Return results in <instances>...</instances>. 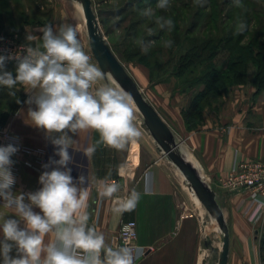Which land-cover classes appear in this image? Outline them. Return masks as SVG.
Instances as JSON below:
<instances>
[{"label": "crops", "instance_id": "1", "mask_svg": "<svg viewBox=\"0 0 264 264\" xmlns=\"http://www.w3.org/2000/svg\"><path fill=\"white\" fill-rule=\"evenodd\" d=\"M146 68L147 77L142 81L135 73L127 71L146 100L172 129L179 151L189 161L193 162L190 157L195 160L192 164L215 191L229 230L227 264H261L257 238L264 229V197L246 190L228 191L221 187L220 179L235 169L240 161L264 160V91L256 94L251 81L235 86L234 90L231 89L234 92L232 98L204 107L201 119L188 125L184 110L188 107L189 97L176 88L172 79L155 83L151 94H145L142 86L150 80ZM12 90L21 101L6 127L33 150L31 154L11 157L19 165L13 192L27 194L42 187L39 176L56 167L49 161L59 157L54 154L56 148L50 138L43 130L34 127L27 116L29 107L35 108L34 104L26 103L29 93L24 86ZM141 130L142 136L130 142L124 150L100 146L90 159L83 150L99 138L98 134L69 133L76 140L74 148L68 150L73 158L68 165L71 175L74 180L84 175L90 181V226L95 225L104 234L106 242L115 246L121 221H136L137 244L144 249L137 264H213L217 246L213 238L220 237L218 227L186 187L181 171H174L173 163L153 137L143 127ZM37 158L44 161L39 162ZM27 160L32 161V165H26ZM46 164H49L48 168L43 167ZM110 177L120 180L118 195L125 196L132 190L140 193L135 210L124 213L119 220L114 219L111 201L97 196L99 181ZM33 210L40 211L38 208ZM205 214L210 216L209 219ZM8 218L17 217L9 213ZM10 255L16 256L15 249Z\"/></svg>", "mask_w": 264, "mask_h": 264}, {"label": "clouds", "instance_id": "2", "mask_svg": "<svg viewBox=\"0 0 264 264\" xmlns=\"http://www.w3.org/2000/svg\"><path fill=\"white\" fill-rule=\"evenodd\" d=\"M169 6V0H159L156 8ZM237 7H241L239 0ZM141 15L152 19L154 10L149 7ZM155 22L169 30L174 26L172 19L162 16L156 17ZM246 27L238 17L236 34L243 33ZM40 32L41 42L27 47L25 54L0 55V86H24L29 93L26 103L35 105L29 107L27 116L34 127L50 138L59 159H50L49 164L56 167L39 176V190L14 194L11 157L18 149L12 144L0 146L2 264H137L144 255L142 246H112L95 225L90 226L89 177L80 175L74 180L68 167L73 159L68 150L76 143L72 135L98 134L99 138L83 150L88 159L100 146L121 151L138 140L142 130L135 123V101L123 88L100 83L106 79L105 73L85 52L78 26L61 24L54 30L48 24ZM139 43L147 52L150 45H144L142 40ZM163 46L170 48L172 41H164ZM11 59L16 60L15 76L5 69V62ZM49 164L43 167L48 168ZM96 191L99 199L111 201L116 220L134 211L140 199L136 190L118 195L120 184L115 180L99 181ZM9 213L17 218H8ZM13 249L15 257L10 255Z\"/></svg>", "mask_w": 264, "mask_h": 264}, {"label": "trees", "instance_id": "3", "mask_svg": "<svg viewBox=\"0 0 264 264\" xmlns=\"http://www.w3.org/2000/svg\"><path fill=\"white\" fill-rule=\"evenodd\" d=\"M158 2L119 0L118 8L111 12L118 16L114 24L123 25L124 37L128 40L121 52L111 48L120 59L122 57L128 61L136 58L144 62L154 83L181 78V83L192 87L193 97L184 110L190 125L201 116L204 107L216 102L219 95L225 94L232 85L251 81L256 94L264 91V6L260 7L257 3L264 0H239L241 7H237V0L231 5L229 0H206L203 4L200 0H169L167 9L156 8ZM226 5L229 10L216 16V12L224 11ZM149 7L154 10L152 19L141 15ZM257 12L260 16L255 15ZM161 16L173 20L171 30L156 24V17ZM238 16L244 17L245 24L253 20L251 25L246 24L245 31L240 34L235 31ZM231 18L234 19L228 25L226 20ZM253 24L255 27H251ZM141 40L144 45H150L147 52L142 50ZM166 40L172 41L170 48L163 46ZM220 48L227 52L223 68H219L215 61ZM251 67L254 73L250 80ZM155 75L159 78L156 79ZM176 88L185 91L179 86ZM1 90L14 92L5 86H0ZM6 93H0V98L7 99ZM1 108L0 127L7 123L9 114L7 109ZM259 245L261 264H264V229Z\"/></svg>", "mask_w": 264, "mask_h": 264}, {"label": "rangeland", "instance_id": "4", "mask_svg": "<svg viewBox=\"0 0 264 264\" xmlns=\"http://www.w3.org/2000/svg\"><path fill=\"white\" fill-rule=\"evenodd\" d=\"M185 1L188 2L189 0H185ZM229 1H230L229 4L231 5V2L235 0H229ZM200 2L203 4V3H206V0H200ZM257 3L260 7L264 6V2H257ZM92 5L98 17L101 29L103 33L105 34L106 39L109 42L110 46L113 47L116 52L117 51L121 52L128 39L124 37L125 33L123 31V25L119 26L117 24H114V21H116L118 16H114L111 12L113 9L118 8L119 0H92ZM224 7H225V10L222 12L216 10L217 12L215 15L218 16L220 15L219 13H223L226 10H229L227 5ZM187 13H190V12L187 11ZM255 15L260 16L258 12L255 13ZM239 18L242 19L244 22V17H239ZM233 19L234 18L226 20V23L228 25H231V22L233 21ZM216 21L217 22L219 21L218 17L216 18ZM252 21L253 20H250V22L249 23L246 22V24L251 25L253 23ZM48 24H51L54 30L58 29V27L61 24H72V25L78 26L79 39L81 40V43H82V46L85 52L91 57V62L98 66L96 60L94 59L91 53L90 47H89L88 35H87L86 26H85L82 7L80 3H78L76 0H0V38H8V37L17 36V39L19 41L24 42L29 45H35L36 41H38L39 43L41 42L42 33L40 32V29ZM251 27H255V25L253 24ZM29 36L33 37L34 39L29 40L28 39ZM185 45H187V43ZM226 60H227V52L224 48H220L215 58L216 65L219 68H223L226 64ZM121 62L124 64L127 70H130L132 73H135V75L137 76V78H139V80L142 81L146 79L147 77L146 67L148 66L144 62L139 61L136 58L132 60H128V61L122 59ZM5 63H7L5 64V69L8 71H11L13 73V76H15L16 61L7 60ZM148 73H149V79H150V70ZM155 73L157 74V71H155ZM253 73H254V68L251 67L249 71L250 80H251V77L253 76ZM105 76H106V79L104 81H101L100 82L101 84L110 83L113 86H119L112 79L110 74H105ZM158 76H161V75L159 74ZM155 77L156 79L159 78L157 77V75H155ZM171 79L175 80L176 87L179 86L180 89L182 90L185 89V91L179 90L181 93H183V95H185L186 97H189V99L193 97L192 87L187 86V84L181 83V78H177V79L171 78ZM154 84L155 83L151 79L149 80L148 83L144 82L142 86V90L144 91V93L147 95L148 94L150 95ZM238 85H241V84L230 86L228 91L225 94L219 95L216 102L221 103L222 100H228L232 98V95L234 93L233 88ZM21 87L22 85L20 84H17L15 86L16 89L21 88ZM0 93H6L8 95V97L6 96L7 99L2 98L1 96L0 108L2 107L3 109L8 110V113H9L8 119H9L11 114H14L18 103L21 101V97L16 95V93L15 95H11L10 91H7V90H1ZM135 115H136L135 123L141 129L142 128L141 126L142 115L138 109H136ZM200 119H201V116L197 119V121ZM187 124L190 125L188 122ZM2 128L15 134V132H13L9 127H6V124L0 127V129ZM172 167L174 171H180L176 165L172 164ZM180 177L182 179V176ZM186 187L188 188V186ZM191 192H192L193 197H195V200L197 201V203H200V201L198 200L196 195L193 193V191ZM205 215H207L206 218L209 219L210 216H208V214H205ZM213 222H215L214 219H213ZM219 233L221 236L222 234L221 231ZM260 234H263V231ZM213 239H215L217 243V246L215 247L216 249L215 258L213 257L214 258L213 264H216L219 258V254H220L219 245H221V241H220V237H215ZM257 239L258 240L260 239L259 236ZM258 244H259V241H258Z\"/></svg>", "mask_w": 264, "mask_h": 264}, {"label": "water", "instance_id": "5", "mask_svg": "<svg viewBox=\"0 0 264 264\" xmlns=\"http://www.w3.org/2000/svg\"><path fill=\"white\" fill-rule=\"evenodd\" d=\"M82 7L88 43L98 67L110 74L112 79L135 101L142 115L141 126L153 137L164 155L178 167L185 178V184L193 191L221 231L220 254L216 264H227L230 237L224 213L219 206L215 191L202 179L197 168L179 151L175 135L158 111L146 100L135 80L112 50L103 33L92 0H76Z\"/></svg>", "mask_w": 264, "mask_h": 264}, {"label": "built area", "instance_id": "6", "mask_svg": "<svg viewBox=\"0 0 264 264\" xmlns=\"http://www.w3.org/2000/svg\"><path fill=\"white\" fill-rule=\"evenodd\" d=\"M39 44L38 41L35 45H29L21 42L17 39V36L0 38V55L4 56H16L23 55L24 50L27 47H35ZM16 61L15 59H11ZM12 144L17 147L18 151L12 156L18 157L23 154H31L33 150L26 146L19 136L13 134L6 129H0V146H7ZM39 162H43V158H37ZM26 165H32V161H25ZM11 171L15 177V184L17 182V177L19 173V165L13 161L11 166ZM107 180H115L120 184L118 177L106 178ZM105 179V180H106ZM221 187L231 191H250L254 194L261 195L264 197V160H243L240 161L235 169L229 171L225 176L220 179ZM12 188V192L14 189ZM14 193V192H13ZM3 201L0 200V205ZM137 224L134 220H122L118 234L115 241V246H121L128 243L132 246L137 244Z\"/></svg>", "mask_w": 264, "mask_h": 264}, {"label": "bare ground", "instance_id": "7", "mask_svg": "<svg viewBox=\"0 0 264 264\" xmlns=\"http://www.w3.org/2000/svg\"><path fill=\"white\" fill-rule=\"evenodd\" d=\"M136 109H137V108H136ZM190 158H191V159H192V161H193L192 163H194V162H195V160H194L192 157H190ZM194 164H195V163H194ZM183 179H184V177H183ZM184 180H185V179H184Z\"/></svg>", "mask_w": 264, "mask_h": 264}]
</instances>
